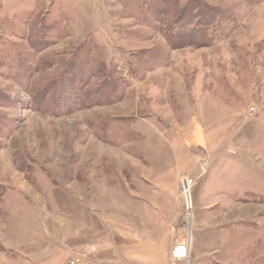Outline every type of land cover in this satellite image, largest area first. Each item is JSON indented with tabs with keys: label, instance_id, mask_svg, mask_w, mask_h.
Here are the masks:
<instances>
[{
	"label": "rangeland",
	"instance_id": "1",
	"mask_svg": "<svg viewBox=\"0 0 264 264\" xmlns=\"http://www.w3.org/2000/svg\"><path fill=\"white\" fill-rule=\"evenodd\" d=\"M27 1L0 0V264H264V0Z\"/></svg>",
	"mask_w": 264,
	"mask_h": 264
},
{
	"label": "built area",
	"instance_id": "2",
	"mask_svg": "<svg viewBox=\"0 0 264 264\" xmlns=\"http://www.w3.org/2000/svg\"><path fill=\"white\" fill-rule=\"evenodd\" d=\"M180 182H181V187H182L183 198L186 203V207L189 209V207H191V187H192L193 181L189 177H183ZM178 247L174 249V252H173L174 257L179 258V259L184 258V252H178L177 251Z\"/></svg>",
	"mask_w": 264,
	"mask_h": 264
},
{
	"label": "crops",
	"instance_id": "3",
	"mask_svg": "<svg viewBox=\"0 0 264 264\" xmlns=\"http://www.w3.org/2000/svg\"><path fill=\"white\" fill-rule=\"evenodd\" d=\"M6 1H14V0H6ZM15 1H18V2H15L13 5H11V7L9 8V12H12V11H15L20 9V8H23V6L28 2L27 0H15ZM157 196L156 193L153 194L152 193V203H157Z\"/></svg>",
	"mask_w": 264,
	"mask_h": 264
},
{
	"label": "bare ground",
	"instance_id": "4",
	"mask_svg": "<svg viewBox=\"0 0 264 264\" xmlns=\"http://www.w3.org/2000/svg\"><path fill=\"white\" fill-rule=\"evenodd\" d=\"M177 251H178V252H184V251H185V248H183V247H178V248H177Z\"/></svg>",
	"mask_w": 264,
	"mask_h": 264
},
{
	"label": "trees",
	"instance_id": "5",
	"mask_svg": "<svg viewBox=\"0 0 264 264\" xmlns=\"http://www.w3.org/2000/svg\"><path fill=\"white\" fill-rule=\"evenodd\" d=\"M190 19H192V15H189Z\"/></svg>",
	"mask_w": 264,
	"mask_h": 264
}]
</instances>
